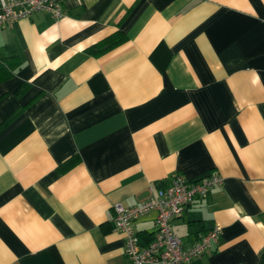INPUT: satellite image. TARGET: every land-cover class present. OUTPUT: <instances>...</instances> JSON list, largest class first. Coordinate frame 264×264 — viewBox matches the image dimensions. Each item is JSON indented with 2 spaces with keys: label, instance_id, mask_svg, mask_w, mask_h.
<instances>
[{
  "label": "crops",
  "instance_id": "obj_1",
  "mask_svg": "<svg viewBox=\"0 0 264 264\" xmlns=\"http://www.w3.org/2000/svg\"><path fill=\"white\" fill-rule=\"evenodd\" d=\"M62 8L0 28V264H131L113 205L210 171L171 224L183 247L221 231L186 264H264V0Z\"/></svg>",
  "mask_w": 264,
  "mask_h": 264
},
{
  "label": "built area",
  "instance_id": "obj_2",
  "mask_svg": "<svg viewBox=\"0 0 264 264\" xmlns=\"http://www.w3.org/2000/svg\"><path fill=\"white\" fill-rule=\"evenodd\" d=\"M41 11L49 12L55 19L62 17V0H0V28ZM222 180L223 177L217 171H210L194 180L175 173L155 192L149 187L150 195L138 205L115 203L114 228L122 234L124 253L130 263L186 264L204 253L218 237L221 231L219 224L215 223L207 231L197 233L193 243L183 247L171 221L196 199L204 196L209 188L221 184ZM151 209L156 211L155 230L144 244H140L132 221Z\"/></svg>",
  "mask_w": 264,
  "mask_h": 264
},
{
  "label": "trees",
  "instance_id": "obj_3",
  "mask_svg": "<svg viewBox=\"0 0 264 264\" xmlns=\"http://www.w3.org/2000/svg\"><path fill=\"white\" fill-rule=\"evenodd\" d=\"M111 38H114V37H111ZM111 38H107L99 43H96L94 44L92 47H91V51H95V52H99V51H102V50H105L107 48H109L111 45H113L114 43L118 42L120 39H116V36H115V39L112 40ZM0 68H4L6 70H10V65L7 63L6 59H0Z\"/></svg>",
  "mask_w": 264,
  "mask_h": 264
}]
</instances>
